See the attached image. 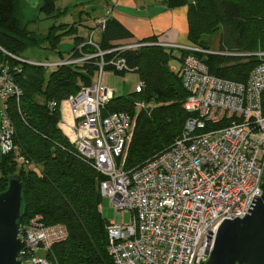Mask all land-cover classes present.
I'll list each match as a JSON object with an SVG mask.
<instances>
[{
	"label": "built area",
	"instance_id": "obj_1",
	"mask_svg": "<svg viewBox=\"0 0 264 264\" xmlns=\"http://www.w3.org/2000/svg\"><path fill=\"white\" fill-rule=\"evenodd\" d=\"M111 13L108 6L85 41L96 48L72 58L36 60L12 54L0 46V153L13 152L17 166L29 168L28 160L13 144V124L8 101L20 111L22 89L15 73L23 63L48 70L82 63L98 56V69L89 85L61 100L58 127L77 152L102 179L99 192L117 210L116 220L105 229L107 250L114 264H204L213 248L216 232L224 219L245 216L254 195L261 196L264 177V50L236 53L256 56L245 81L214 76L197 56L187 54L179 64L186 91L183 108L189 114L181 133L171 145L142 165L125 169L119 159L132 127L127 111L108 109L115 90L104 83L105 67L128 72L125 59L105 61L94 39ZM156 44L178 50L216 53L193 45L132 40L111 51L138 49ZM218 53V52H217ZM219 54H228L219 52ZM130 72V71H129ZM144 87L139 79L133 92ZM55 101L48 103L50 108ZM139 107L151 108L148 101ZM129 213L123 222V213ZM25 247L18 253L22 264H58L49 257L54 244L68 237L62 223L45 224L40 216L18 224ZM49 253V256H48Z\"/></svg>",
	"mask_w": 264,
	"mask_h": 264
},
{
	"label": "trees",
	"instance_id": "obj_2",
	"mask_svg": "<svg viewBox=\"0 0 264 264\" xmlns=\"http://www.w3.org/2000/svg\"><path fill=\"white\" fill-rule=\"evenodd\" d=\"M56 1L40 0L38 10L45 19L56 21L67 12V8L56 9ZM165 4L170 8L187 6L188 39L191 45L205 50L209 48L195 41L215 29L211 21L203 19L206 10L212 11L222 33L221 52L228 54L178 50L156 44L111 51L121 44L118 41L131 38L132 33L115 18L107 16L97 41L98 48L106 52L105 61L124 58L129 71L136 72L144 83L141 92H133L132 97L115 95L108 103L110 110L127 111L131 118L133 115L132 140L127 152L119 159L123 160L125 169L138 167L168 148L183 130L189 116L183 108L187 94L179 70L168 66L171 57L178 53L181 60L184 55L193 54L207 65L210 74L245 81L258 59L253 55L233 54L264 50V0H166ZM36 21L24 18L21 0H0V46L24 58H27L23 56L25 51L42 45L53 51L60 35L53 34L56 25L51 24L45 33H37L28 29V25ZM238 23L241 26L235 34ZM256 24L258 31L251 33L248 28ZM73 29L74 25H71L64 33ZM84 41V37L74 36L69 52L72 58L97 51L88 44L78 50L77 46ZM142 41L155 43L157 40L150 36ZM98 60L99 57L95 56L82 63L61 65L48 74L44 67L23 63L14 78L22 89L20 111L13 100L8 101L14 130L12 142L30 167H18L13 152L0 153V193L7 188L9 177L18 173L23 182L18 224L40 216L45 224L66 225L67 239L52 246L51 256L48 253L58 264H114L107 250L105 227L108 222L100 213L99 181L102 176L58 127V104L82 85L91 83L98 69ZM105 70L114 74L126 72L111 65ZM36 94H40L43 101L39 102ZM135 94L159 104L146 113H134L130 104ZM51 101L57 104L53 108L48 106Z\"/></svg>",
	"mask_w": 264,
	"mask_h": 264
},
{
	"label": "water",
	"instance_id": "obj_3",
	"mask_svg": "<svg viewBox=\"0 0 264 264\" xmlns=\"http://www.w3.org/2000/svg\"><path fill=\"white\" fill-rule=\"evenodd\" d=\"M261 178V196L254 195L244 217L221 222L204 264H264V177ZM22 190L23 182L16 173L0 193V264H22L17 259L25 247L18 236Z\"/></svg>",
	"mask_w": 264,
	"mask_h": 264
},
{
	"label": "rangeland",
	"instance_id": "obj_4",
	"mask_svg": "<svg viewBox=\"0 0 264 264\" xmlns=\"http://www.w3.org/2000/svg\"><path fill=\"white\" fill-rule=\"evenodd\" d=\"M22 1V7H23V14L24 18L26 20L30 19H36V22H32L28 25L29 30L36 31L37 33H45L47 29L50 27L51 24H55L56 27L52 29L53 34H60L58 36V40L55 42V48L54 50H49L46 47V45H42L41 47H35L32 49H28L25 51L23 56L30 58V59H36V60H48V61H54L58 60L59 58L65 57L69 54L71 48L73 47V38L76 35L84 36L87 34V28L80 24V22L77 19V16L70 13V7L74 4V0H57L55 2V7L58 10H64L67 8V12L59 17L56 21H52L51 19H45L44 14L39 13L38 7L40 0H21ZM35 1L37 2L38 7L34 6ZM207 18L209 21H211L212 27L215 29L210 30L208 33L203 34L199 37L198 41H195L196 43L200 42L201 44L205 45L209 48V51L216 52L215 54H219L221 50H223L222 47V33L221 29H218V22L215 20L214 13L210 10H206L204 18ZM61 24H64V26H61ZM74 25V29L71 32L64 33V31L69 28V26ZM241 26L240 23L237 24L235 34L239 31V27ZM251 28V33H255L258 31V25L250 26L248 29ZM246 28V30H248ZM94 39H98V34L94 35ZM190 42V41H189ZM60 54H62L60 56ZM179 54L177 53L175 57H171L168 61V66L172 70H178L180 60L178 59ZM51 70H46V73L50 72ZM96 74V73H95ZM95 79V75H94ZM104 83L107 86H111L115 90V95H124L127 97H132V93L134 90V87L136 83L139 81V76L136 72H125L124 74H114L110 71H105L103 75ZM36 99L41 102L43 101V97L40 94H36ZM147 101L143 98H141L139 95H134V100L130 104L132 110L134 113H138L139 111H144V113L150 111L151 109H154L155 106H157L159 103L154 101H148L153 103L154 105L149 109H144L143 107H139L137 105V102ZM131 115V114H130ZM133 118V115H132ZM62 131V130H61ZM133 136V128L131 127L127 136H126V145L124 149V154L128 150V146L132 140ZM123 164V160L121 161ZM100 213L101 216L107 221V222H114L116 220L117 216V210L113 207L108 197H101L100 199ZM129 220V213L126 211L123 213V222H128Z\"/></svg>",
	"mask_w": 264,
	"mask_h": 264
},
{
	"label": "crops",
	"instance_id": "obj_5",
	"mask_svg": "<svg viewBox=\"0 0 264 264\" xmlns=\"http://www.w3.org/2000/svg\"><path fill=\"white\" fill-rule=\"evenodd\" d=\"M166 0H74L70 13L77 16L80 24L93 29L95 21L105 16L108 6L109 16L115 18L131 33L132 37L119 43L142 40L155 36L157 41L179 45H191L188 39L187 6L167 7ZM98 39L100 38V32Z\"/></svg>",
	"mask_w": 264,
	"mask_h": 264
}]
</instances>
